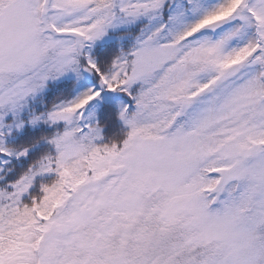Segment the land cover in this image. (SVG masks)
Segmentation results:
<instances>
[{"label":"snow or ice","instance_id":"1","mask_svg":"<svg viewBox=\"0 0 264 264\" xmlns=\"http://www.w3.org/2000/svg\"><path fill=\"white\" fill-rule=\"evenodd\" d=\"M0 264H264V0H0Z\"/></svg>","mask_w":264,"mask_h":264},{"label":"trees","instance_id":"2","mask_svg":"<svg viewBox=\"0 0 264 264\" xmlns=\"http://www.w3.org/2000/svg\"><path fill=\"white\" fill-rule=\"evenodd\" d=\"M118 125L115 126L114 128H109L106 132V135H111L113 131H117L118 130Z\"/></svg>","mask_w":264,"mask_h":264}]
</instances>
